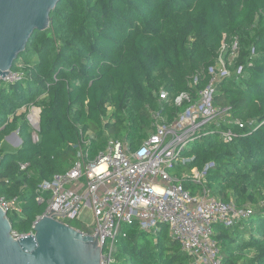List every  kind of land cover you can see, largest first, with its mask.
I'll use <instances>...</instances> for the list:
<instances>
[{"label": "trees", "instance_id": "1", "mask_svg": "<svg viewBox=\"0 0 264 264\" xmlns=\"http://www.w3.org/2000/svg\"><path fill=\"white\" fill-rule=\"evenodd\" d=\"M219 57L230 72L216 84L215 104L229 110L219 129L231 128L232 138L223 141L220 131L196 138L173 172L214 163L205 182L211 195L253 210L214 226L223 262L264 264V0H60L49 27L34 30L13 62L11 71L24 76L0 81V127L14 115L0 129V195L20 209L8 214L12 230L31 231L49 198L40 183L72 166L81 135L90 137V158L109 138L135 150L153 129L151 112L172 120L186 106L174 99L195 97ZM31 103L40 109L36 141L25 113L15 114ZM15 130L22 143L7 150L4 138ZM113 262L190 264L191 257L166 224L154 233L132 224L116 239Z\"/></svg>", "mask_w": 264, "mask_h": 264}, {"label": "built area", "instance_id": "2", "mask_svg": "<svg viewBox=\"0 0 264 264\" xmlns=\"http://www.w3.org/2000/svg\"><path fill=\"white\" fill-rule=\"evenodd\" d=\"M233 50L232 57L237 53L236 42ZM229 74L219 57L208 70L207 83L195 97L183 92L174 99L177 106L184 103L186 106L172 120L168 121L159 109L153 110V129L135 150L120 140L109 138L90 158V137L81 135L72 166L40 183L38 191L48 192L49 198L45 211L37 219L49 216L70 225L69 221H78L88 209L93 217L91 224L81 222L74 228L97 240L101 248L100 264L113 263L116 239L124 226L132 224L151 233L166 224L171 237L191 257L190 264H224L214 238V226H231L249 218L253 212L251 206H239L232 200L225 202L211 195L205 182L213 162L180 173L174 174L173 170L187 160L180 155L181 150L196 138L220 131L223 141L231 140V128L219 129L229 122V110L215 104L216 84ZM23 76L21 70H10L4 81L13 83ZM197 78L194 77V82ZM158 95L160 100L167 97L164 90ZM39 112L33 103L23 105L15 112L25 113L34 141L39 131ZM13 116L10 114L7 122ZM236 123L243 126L239 121ZM9 135L4 141L14 145L18 134ZM19 166L24 170L27 164L20 163ZM187 182L198 185L199 189L191 192L184 185ZM37 200L40 202L43 198L38 196ZM16 202V198L0 195V208L7 218L9 213L20 211ZM33 226L28 234L33 233ZM28 234L11 230L15 240Z\"/></svg>", "mask_w": 264, "mask_h": 264}, {"label": "water", "instance_id": "3", "mask_svg": "<svg viewBox=\"0 0 264 264\" xmlns=\"http://www.w3.org/2000/svg\"><path fill=\"white\" fill-rule=\"evenodd\" d=\"M59 1L0 0V81L25 49L33 31L49 27V14ZM15 137L14 145L20 146L21 138ZM11 230L0 208V264H100L97 240L52 217L37 219L33 233L17 240Z\"/></svg>", "mask_w": 264, "mask_h": 264}, {"label": "rangeland", "instance_id": "4", "mask_svg": "<svg viewBox=\"0 0 264 264\" xmlns=\"http://www.w3.org/2000/svg\"><path fill=\"white\" fill-rule=\"evenodd\" d=\"M238 56V52L233 56V58L237 57ZM232 61L230 62V65H232ZM36 106V108L38 109L39 106L34 104ZM18 134L19 136V133L17 130L13 131L12 133H10L9 136H11L12 134ZM20 137V136H19ZM5 146L7 148V150H17L19 146H15L13 145L12 143H8L7 141H5ZM85 213L80 217V219H82L81 221H83L84 223H88V224H91V222L93 221V217H91V214H90V211L88 209H85L84 210ZM83 211V212H84ZM79 219V220H80ZM77 221V220H74V221H69L68 223L72 226V227H76V226H79L81 225V221ZM248 255H250V252H248ZM114 264V262H113Z\"/></svg>", "mask_w": 264, "mask_h": 264}, {"label": "crops", "instance_id": "5", "mask_svg": "<svg viewBox=\"0 0 264 264\" xmlns=\"http://www.w3.org/2000/svg\"><path fill=\"white\" fill-rule=\"evenodd\" d=\"M84 213H85V211L82 213V215H83ZM82 215H81V216H82ZM81 220H82V219H80V221H81ZM81 222H83V221H81Z\"/></svg>", "mask_w": 264, "mask_h": 264}]
</instances>
